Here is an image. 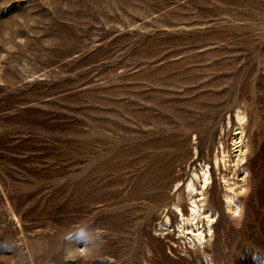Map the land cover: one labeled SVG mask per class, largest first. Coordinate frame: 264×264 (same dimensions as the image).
Instances as JSON below:
<instances>
[{"label": "rangeland", "instance_id": "rangeland-1", "mask_svg": "<svg viewBox=\"0 0 264 264\" xmlns=\"http://www.w3.org/2000/svg\"><path fill=\"white\" fill-rule=\"evenodd\" d=\"M0 264H264V0H0Z\"/></svg>", "mask_w": 264, "mask_h": 264}, {"label": "bare ground", "instance_id": "bare-ground-1", "mask_svg": "<svg viewBox=\"0 0 264 264\" xmlns=\"http://www.w3.org/2000/svg\"><path fill=\"white\" fill-rule=\"evenodd\" d=\"M235 118L238 125L236 128L237 138L234 141V144L236 145L237 148L235 156L236 159L240 162L243 161L244 157H246L245 153L248 148L247 141H243L244 124H245L244 113L242 111H237ZM220 154L221 156H215L213 158L214 159L213 164L216 170L220 165V161L224 165H226V163L229 162V160H227L229 156H227V154L223 150ZM243 171L245 172L244 169ZM192 176L193 177L190 178V180L185 184V186L182 189L184 198L187 199L189 202L188 208L184 211V209L181 207L180 203L182 202V198L181 195L178 194L176 202L173 204L172 211L178 219L177 222L178 234L176 236V239H180V238L186 239L187 243L193 247L198 245L197 248H194V252L195 254H200L202 256L204 254V252L202 251V245H204L206 242H209L213 236L212 223L214 222L215 216L206 207V193H205V190L211 184L212 178L207 166L202 167L201 172L199 174H194ZM195 180L197 184L195 183ZM225 182L228 183V186L226 187H228V191H229V192L226 191L225 194L223 195L225 210L231 216L237 217L238 215H240L241 212L240 204L237 202V193L231 187L233 184L230 185V183L226 178H225ZM176 189L179 190L178 188ZM171 222L172 221L169 216L167 215L163 216V222L161 225H159V229L162 230L163 236L171 233V228H170ZM201 222L202 225H200ZM180 256L188 257L190 261L192 260L190 259L192 257L188 256L187 253L181 254ZM198 260H200V257H198Z\"/></svg>", "mask_w": 264, "mask_h": 264}]
</instances>
